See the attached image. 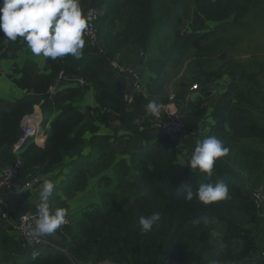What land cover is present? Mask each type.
<instances>
[{
	"label": "trees",
	"instance_id": "16d2710c",
	"mask_svg": "<svg viewBox=\"0 0 264 264\" xmlns=\"http://www.w3.org/2000/svg\"><path fill=\"white\" fill-rule=\"evenodd\" d=\"M157 1L81 0L83 12L92 7L102 9L95 25L104 55L85 43L80 59L70 55L48 59L49 68L44 72H36V65L27 62L15 73L7 75L22 89L23 95L13 102L0 97V168L15 162L11 148L22 133V118L33 113L35 106H39L43 116L41 129L46 135L43 145L30 140L22 149L19 183L31 180L33 176L40 179L39 175L56 171L66 157H69L66 162H70L81 154L87 141L91 142L96 136L104 141L99 144L105 148L101 157L116 151L128 152L138 173L136 179L126 183L123 189L103 192L101 205L89 204L80 218L63 225L58 234L62 238L59 246L64 252L40 244L24 246L21 239L9 232L13 228L0 216V264H86L100 261L210 264L213 260L216 264H264L262 239L256 230L262 226L252 199L254 189L264 188V85L260 81L238 93L237 79L258 82L257 62L249 61L233 68L231 59L224 52L221 62L210 67L202 54V42L209 32L205 29L207 22H220L229 17L239 21L253 13L258 4L262 7L263 0H243V5L238 0H188L192 1L193 12L184 15L189 23L187 34L179 36V24L183 18L177 16L174 41L162 51L163 56L151 60L146 55L148 45L158 30L161 17ZM230 2L235 6L227 9ZM21 44L20 38L6 44L0 33V59ZM182 46L195 50L188 60L189 74L175 85L183 131L172 139L151 124H145L146 130L141 132L142 105L154 97L166 99L160 78L168 56ZM138 47L143 51L138 63L150 81L145 86L139 70L142 92L135 95L136 103L130 106L123 99L125 90L116 86V72L108 61L119 57L117 52L127 48L118 62L130 64ZM224 76L229 81L223 92L208 104L209 85ZM194 83L198 89L191 92L189 87ZM51 86H55L54 91L49 90ZM86 91L92 92L93 104L80 102ZM113 122L125 130L115 139L123 135L129 139L122 149L110 144L106 148L112 135L105 131L111 125L113 128ZM226 130L232 132L233 141L244 133H251L246 138H252L257 145L250 158L241 161L245 166L238 164L244 169L245 176L240 177L237 173V169H241L235 167L236 155L231 157L228 154L232 162H223V167L216 161L212 179L198 169L192 170L187 162L181 165V159L191 158L197 139L208 135L220 139ZM42 139L39 137V141ZM140 147L146 149L137 152ZM183 147L191 152L184 154ZM84 172L79 169L76 183L85 180L82 178ZM229 172L231 175L226 174ZM219 178L229 186V199L208 205L195 198L185 200V187L190 186L195 192L201 183H215ZM82 184H78L77 189H83ZM25 193L22 192L21 199L25 198ZM29 207L33 205H27L21 211ZM153 212L160 214V220L151 232L144 233L138 223L139 217ZM12 213L17 212L12 209ZM202 214H207L211 223L194 227L190 221ZM216 230H219L220 248L214 252L212 241ZM210 251L211 255L207 256Z\"/></svg>",
	"mask_w": 264,
	"mask_h": 264
},
{
	"label": "rangeland",
	"instance_id": "374dc122",
	"mask_svg": "<svg viewBox=\"0 0 264 264\" xmlns=\"http://www.w3.org/2000/svg\"><path fill=\"white\" fill-rule=\"evenodd\" d=\"M165 1V3H164ZM221 1V0H219ZM237 2V1H236ZM243 5V0H238ZM160 12V19L158 21V30L153 34L151 41L148 45L147 57L151 60H155L160 56H163V50L167 49L169 45L174 41L175 28L177 25V16H181L183 19L180 25L181 35H186L188 30V22L185 20L184 15H191L193 12L192 1L188 0H158L157 4ZM235 6V3L227 5V9ZM239 21H234L233 17L223 19L220 22H208L205 25V29L208 30L205 40H203L204 50L202 54L207 60L208 64L215 66L221 62V55L225 52L228 59L232 63V67L240 66L249 61H256V71H259L258 82H248L246 80H238V93L249 88V86H256L262 81L264 85V0L262 7L258 4L253 9V13H249L248 17ZM190 21V20H189ZM183 36V37H184ZM4 42L8 44L9 40L4 37ZM184 49V50H183ZM188 49V50H187ZM183 50V51H182ZM186 50V51H185ZM136 49L134 52V58L130 64L123 63V67L130 69L140 70L144 85L146 86L150 80L144 74L142 66L138 63L139 58L142 56ZM185 53V56L183 54ZM195 53V50L191 47L182 46L179 51L172 53L168 56V60L165 64L164 71L162 73V82L164 83L163 95H174L176 97L177 89L175 85L180 78H185L190 70L188 66V60ZM115 60L119 61V57L115 56ZM32 62L36 65V72L47 71L49 68L48 59L42 56H35L27 47L26 42L22 39V44L15 47L12 51L6 52V56L0 59V97L13 102L23 95L22 89L17 87L8 77V74H13L19 68L23 67L25 63ZM187 67V68H186ZM247 74L248 71H247ZM154 77V75L152 74ZM150 78V77H149ZM80 80V79H79ZM228 77L224 76L221 79L214 80L209 85L210 95L208 104L213 103L219 94L223 92V88L228 83ZM197 84V83H194ZM192 85V84H191ZM198 88V87H197ZM197 90V89H195ZM192 92V91H191ZM92 92L86 91L80 102H86V104H92L91 97ZM195 93H193L194 95ZM39 106H35V113L32 114L37 118H42L40 115ZM47 115V114H46ZM51 115L50 117H52ZM115 122H113L114 124ZM45 128L48 127V123H44ZM43 124V125H44ZM42 126V124H41ZM116 126V125H114ZM111 125V128L105 132H109L112 138L107 143L122 149V146H126L129 139L126 135H123L120 139H115L121 132H125L121 127L115 128ZM251 133H244L237 137L235 141L232 140V132L226 130L220 137L224 146L229 148V155L234 157L236 155L237 162L235 167L240 177L245 176L243 168L238 164L244 159H249L254 148L257 145L251 140L252 138H246ZM89 135V134H87ZM201 136V135H200ZM100 137L96 136L91 142L87 141L81 154L72 158L70 162H66L69 157L64 159V163L56 171L47 174L39 175L40 182L36 185H32L26 189L25 200H19L16 202L18 206H22L26 203L35 205L39 203V190L42 186V182L45 179H51L57 182V187L54 190L52 196L49 198L50 206L52 210L59 207L68 209L69 224L81 217L83 211L89 208V204L101 205L100 196L103 192L113 191L114 188L123 189L124 185L129 182H133L137 177V168L134 161L131 160L128 152L116 151L112 155H100L105 152V148L99 146L103 143ZM123 143V145H121ZM146 148H137V152H143ZM184 154H187V148H182ZM139 156V155H137ZM231 157L228 155L218 158L216 161L221 167L224 166L225 161L232 162ZM183 159L180 160V163ZM79 169H84V176L76 183ZM221 170V169H220ZM231 175V173H226ZM225 174V175H226ZM213 178L212 176L210 177ZM222 180L219 178L218 181ZM86 182V184H82ZM76 183V184H75ZM78 184H82L83 189H77ZM73 188V189H72ZM21 199V198H20ZM123 207V206H122ZM1 221V219H0ZM63 228L60 227V229ZM262 227L257 228V233L261 232ZM59 230V229H58ZM57 230V231H58ZM11 234L16 235L20 239L18 232L11 229ZM60 232V231H59ZM219 230L213 233V250L217 252L220 248L218 241ZM264 240V239H263ZM263 241H261L262 245ZM264 244V243H263ZM211 255V251L207 256Z\"/></svg>",
	"mask_w": 264,
	"mask_h": 264
},
{
	"label": "clouds",
	"instance_id": "9594fccd",
	"mask_svg": "<svg viewBox=\"0 0 264 264\" xmlns=\"http://www.w3.org/2000/svg\"><path fill=\"white\" fill-rule=\"evenodd\" d=\"M87 30L88 18L83 12L81 0H0V33L9 41L23 39L35 56L56 60L70 55L80 59ZM179 36H184L181 31ZM145 110L149 115L158 117L161 105L153 99L145 105ZM228 153L229 148L224 146L221 139L208 135L195 141L191 158L183 161L181 165L187 162L192 170L198 169L211 177L216 160ZM56 187L57 182L54 180L45 179L42 182L39 203L36 205L38 216L29 230L30 241L54 236L66 223L68 209L59 207L52 210L50 206L49 198ZM185 189V200L191 201L195 198L204 205L230 198L229 186L223 180L201 183L195 192L190 186ZM159 220L160 214L153 212L141 215L138 223L142 232L149 233ZM190 223L194 227L207 226L211 220L207 214H202L194 217ZM210 264H216V261H210Z\"/></svg>",
	"mask_w": 264,
	"mask_h": 264
},
{
	"label": "built area",
	"instance_id": "2783aa9c",
	"mask_svg": "<svg viewBox=\"0 0 264 264\" xmlns=\"http://www.w3.org/2000/svg\"><path fill=\"white\" fill-rule=\"evenodd\" d=\"M88 18V30L85 33V40L88 46L92 48H97V52L100 55H104V50L99 46L98 36H97V27L96 21L102 14V9L98 7L89 8L84 12ZM141 54L142 51L140 52ZM110 68L117 74H127L131 80L130 91L125 92L123 99L130 105L134 106L136 103L135 95H138L142 92V86L139 80L140 72L137 69L125 68L121 63L117 62L115 59L108 61ZM80 83H83V80H79ZM55 86L50 87V91H54ZM197 88V84H192L189 87L190 91H193ZM139 96V95H138ZM153 100V99H151ZM154 100L158 101L161 105V113L158 117L149 115L145 110L146 104H141L142 109L144 110L143 116L140 118L139 130L145 131V124H151V127L159 129L162 132H165L170 138H176V136L183 131L184 122L182 120L181 111L178 110L174 102L176 103V97L174 95H169L165 100H160L159 98L154 97ZM149 102V101H148ZM35 111L31 114L25 115L21 120L22 133L16 142L11 148V153L15 156V162L4 166L1 168L0 173V216L2 219L8 223L14 231L18 232L22 243L25 245H35L40 244L46 246L53 250H60L64 252V249L59 246L58 243H55L49 237L41 238L40 241H30L29 230L34 226V221L38 216L36 210H26L15 213V218L12 219V201L13 197L16 195V186L19 180L21 158L20 153L24 146L30 141L33 140L37 142L36 138L38 136H45L43 130L41 129L42 118L35 117ZM41 115V114H40ZM116 125H120L116 122ZM39 181L37 176H33L31 180L24 181L22 183L23 189L31 187L32 184ZM252 199L255 205V212L260 220L261 226L264 229V188L261 186L253 190ZM69 223L68 217H66L67 225ZM63 226V225H62ZM261 254L264 255V244L262 247ZM74 264H84L80 262H73ZM86 264H116L109 261H100V262H88Z\"/></svg>",
	"mask_w": 264,
	"mask_h": 264
},
{
	"label": "crops",
	"instance_id": "0c3cea01",
	"mask_svg": "<svg viewBox=\"0 0 264 264\" xmlns=\"http://www.w3.org/2000/svg\"><path fill=\"white\" fill-rule=\"evenodd\" d=\"M209 22H215V21H209ZM208 23V22H207ZM125 50V51H124ZM128 49L127 48H123L122 49V51L121 52H117L118 54H119V60H121L122 59V56H123V54L127 51ZM130 50V49H129ZM131 51V50H130ZM132 53H133V51H131ZM135 52V51H134ZM116 86H117V88L118 89H121L122 88V90H125L124 92H128V91H130V88H131V80H130V78L128 77V75L127 74H117L116 73ZM160 80H162L161 78H160ZM91 102H94L93 101V96L91 97V100H90ZM93 104V103H92ZM174 105H175V107L179 110V108H180V106H179V103H178V101L175 103L174 102ZM114 125H116V122L114 123ZM117 126V125H116ZM120 125H118L117 127H119ZM103 129V128H102ZM101 129V130H102ZM41 137V136H40ZM43 137V136H42ZM36 140H37V142H36V144H38V145H43L44 144V141H45V136L43 137V139H42V141H39V136L36 138ZM0 173H1V168H0ZM16 188H17V190H16V195L13 197V201H12V209H13V211L14 212H19V211H21V210H24L25 208H27V205H31L30 203H26V204H24V205H22V206H18L17 204H16V202H20L21 200H25V198H23V199H20V195L22 194V192L24 193V191H25V189H23V187H22V184L21 183H17V186H16ZM20 200V201H19ZM37 208L35 207V209L34 210H36ZM27 210H33V207H29ZM14 215V214H13ZM15 216V215H14ZM62 227V226H61ZM58 231H61V229L59 228V230ZM58 231H57V233H58ZM259 234V237L262 239L261 241H263V243H264V229H263V227H262V229H261V232H259L258 233ZM263 243H262V245H263Z\"/></svg>",
	"mask_w": 264,
	"mask_h": 264
},
{
	"label": "water",
	"instance_id": "95a60500",
	"mask_svg": "<svg viewBox=\"0 0 264 264\" xmlns=\"http://www.w3.org/2000/svg\"><path fill=\"white\" fill-rule=\"evenodd\" d=\"M16 190H17V188H16ZM49 238L52 239L55 243H58V244L62 240L61 236L57 232H56V234L54 236H51Z\"/></svg>",
	"mask_w": 264,
	"mask_h": 264
},
{
	"label": "bare ground",
	"instance_id": "6f19581e",
	"mask_svg": "<svg viewBox=\"0 0 264 264\" xmlns=\"http://www.w3.org/2000/svg\"><path fill=\"white\" fill-rule=\"evenodd\" d=\"M40 137V136H39Z\"/></svg>",
	"mask_w": 264,
	"mask_h": 264
}]
</instances>
